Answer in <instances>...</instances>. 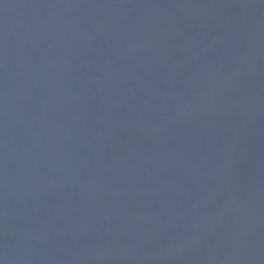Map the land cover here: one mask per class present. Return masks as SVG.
I'll list each match as a JSON object with an SVG mask.
<instances>
[{
  "label": "water",
  "instance_id": "95a60500",
  "mask_svg": "<svg viewBox=\"0 0 264 264\" xmlns=\"http://www.w3.org/2000/svg\"><path fill=\"white\" fill-rule=\"evenodd\" d=\"M0 264H264V0H0Z\"/></svg>",
  "mask_w": 264,
  "mask_h": 264
}]
</instances>
